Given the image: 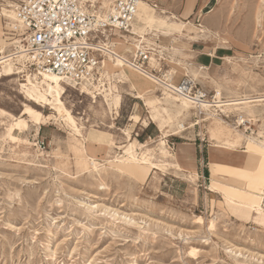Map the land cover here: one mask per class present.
I'll return each instance as SVG.
<instances>
[{"label":"rangeland","instance_id":"obj_1","mask_svg":"<svg viewBox=\"0 0 264 264\" xmlns=\"http://www.w3.org/2000/svg\"><path fill=\"white\" fill-rule=\"evenodd\" d=\"M13 1L0 0V12L11 9ZM113 1L82 0L96 14L105 13ZM142 1L148 5L140 9L147 22L134 19L135 37L141 36L147 44L156 40L164 69L175 70L173 82L187 73L209 100L219 89L224 103L264 93V0H202L204 6L195 5L188 14H182L185 0L180 13L164 7L167 0ZM0 23L2 47L7 46L15 22L0 15ZM202 24L207 29L199 32ZM117 37L114 33L113 39ZM123 45L116 43V48L126 53ZM186 61L203 69L187 66L186 72ZM104 67L115 72L109 90L121 95L119 107L111 112L101 93L89 89L96 95L92 102L90 95L79 93L82 84L65 83L62 101L81 133L75 139L64 118L48 105L26 100L18 83L33 79L32 75L0 78V107L28 124L27 129L20 125L10 129V121L0 116V264H264V226L229 207L220 193L208 190L213 176L207 165L212 117H198L191 107L165 124L167 134L177 132V120L186 129L162 138L148 105L131 94L116 69ZM162 89L145 98L162 96ZM252 103L256 104L243 107L242 100L235 106L226 104L224 111L230 117L224 118L245 135L264 140V100ZM25 104L42 114L53 113L57 120L41 122L40 116L24 112ZM237 114L249 120L246 126L236 124ZM144 121L149 124L146 129ZM98 131L109 135L100 138ZM125 131L138 142L151 138L148 147L163 162L169 158L159 153L160 139H166L170 152L176 151L177 143L194 144L197 179L191 180L188 172L173 165L154 169L119 164L123 172L116 171L112 164H118V154L127 144ZM25 139L32 143L30 147ZM40 141L44 142L42 148ZM80 142L86 155L103 163L99 173L78 163ZM108 142L111 149L106 153ZM25 151L33 156L25 157ZM235 154L247 158L244 153ZM216 165L226 175L223 180L233 178L237 170L223 160ZM100 183L105 186L101 188ZM194 215H201L204 225L195 223ZM212 217L216 218L215 228L209 232L206 224Z\"/></svg>","mask_w":264,"mask_h":264},{"label":"built area","instance_id":"obj_2","mask_svg":"<svg viewBox=\"0 0 264 264\" xmlns=\"http://www.w3.org/2000/svg\"><path fill=\"white\" fill-rule=\"evenodd\" d=\"M138 1L114 0L105 13L96 14L82 0H14L15 25L7 46L0 47V67L9 62L13 71L33 79L54 74L66 83L82 84L100 94L110 89L114 75L105 69L104 60L114 63L121 58L126 67L200 108L208 94L187 74L173 82L174 73L164 69L157 55L160 45H148L137 36L127 58L115 51V30L135 35L132 24ZM124 52L127 54V49ZM152 54L154 60L149 62ZM43 146L40 141L39 147ZM201 178L206 179L204 173ZM261 205L264 207V197Z\"/></svg>","mask_w":264,"mask_h":264},{"label":"bare ground","instance_id":"obj_3","mask_svg":"<svg viewBox=\"0 0 264 264\" xmlns=\"http://www.w3.org/2000/svg\"><path fill=\"white\" fill-rule=\"evenodd\" d=\"M146 4V2L139 0L137 5V11L135 14V19L137 21H140L142 23L147 22L146 16H142L145 13H141L140 9ZM9 6V5H7ZM148 6V5H147ZM214 10L211 8V11ZM0 15H2L6 20H10L11 22L15 21L14 14L11 9L2 8V11L0 12ZM151 15H148L150 17ZM167 17V16H166ZM144 20V21H143ZM163 22H165L164 18L161 19ZM203 26L200 28L199 32L202 31V29H207L205 24H202ZM3 32V31H2ZM0 33H1V23H0ZM132 33H136L132 29ZM115 34H117L116 40H114L116 43H122L127 48V35L122 32H118L115 30ZM115 39V38H114ZM145 39V38H144ZM120 48V47H119ZM115 51L119 52V49L116 48ZM209 55V54H208ZM122 58H127V54L123 53L121 55ZM154 60V55H150L149 62ZM123 59L118 58L116 62L112 63L109 59L104 60V65H109L112 68L116 69L118 72H116L117 75H120L122 78V81L124 80L125 83H128L130 87L134 90L135 95L139 98H143L145 103L150 108L151 112V119L153 121H157L159 130L161 132L162 136H167V130L165 129V124L172 122L173 118L179 117V115L182 117V112L186 111L189 108H194L196 112V116L201 117L204 115L205 119H210V126H209V138L214 141V144L216 143L217 146H223L228 148L229 150L235 151L238 149L241 145V142L245 141V153L249 156H252L253 154L257 158V164L252 167H245V166H234L235 169H237L233 174V179L241 182V187H228L227 188H219L217 187V183H219V179L222 176H226L225 173L221 171H215L214 166L215 163L213 161L210 162L211 167L213 168V176L212 181L208 185V190L214 193H220L222 195V198L226 201L227 205L231 207L233 210L238 211L240 214H244L248 217H250L254 223L260 224L264 226V207L261 205V201L263 200L264 194H260V192H264V188H261L259 190H254L253 187H256L254 185L253 180L257 178H262L264 176V140L249 137L248 135H245L243 131H240L237 129V126L229 124L226 122L225 118H229L230 114L224 111L225 105L228 104L229 106H235L237 104V100L241 101L243 107H253L254 104L253 101H262L264 100V93L255 95V96H240L236 98L227 99L228 102L224 103V101L221 99L220 96V90L216 89V93L213 96V100H206L204 102V105H202L200 108L194 106L189 100L185 98H181L179 96H175L174 94L170 93L166 89H162L161 95L162 96H150L148 98H145L146 94L154 93L155 90H159L158 86L151 87V83L145 79H142L143 81L141 83L135 82L134 80L137 78H140L138 76V73L135 70L130 69L129 67H126L122 63ZM186 72L189 68L194 69H203V66L197 65L191 62H185ZM126 68H125V67ZM105 69H107L105 67ZM174 68L170 69V73H174ZM194 72V70H192ZM115 73V72H113ZM13 74H16L15 71H13V68L11 64L5 63L3 64L2 68L0 69V78L2 76H11ZM187 74V73H186ZM195 76V73H193ZM121 81V80H120ZM62 81L60 78H58L54 74H44L39 78L31 79L30 77H27L24 79L23 82L18 83L22 93L24 94V97L26 100L41 106V105H48L50 109L54 110L57 114L60 115L59 118L62 117L68 124V126L71 128L73 132V138L75 139L76 136H81L78 124L75 120V117L72 115V112L70 109H68L63 101L62 96L65 92V85L68 84L69 86H72L69 83H66ZM79 93L90 95L95 102L96 95L92 94L91 91L86 87H80L78 88ZM102 100L106 104L108 110L111 112L112 108L117 109L119 105V98L120 94L113 93L112 91L107 90L103 93H101ZM163 100L168 101L170 103H163ZM240 106V105H239ZM238 106V109H239ZM213 107V108H212ZM216 107V108H215ZM237 109V108H235ZM35 110V113L32 111ZM24 112L26 114H35L40 116L41 122H47L50 119L57 120V117L55 114H42L39 110L33 109L31 106L25 104L24 106ZM5 116L6 119L9 122V128L12 129L13 126H22L24 129H27L28 124L26 120L23 117H14L11 113L6 111L4 108L0 107V116ZM221 117H225L224 120ZM236 124L240 125L243 124L246 126L248 124V121L246 118L243 117L242 114L236 115ZM177 132L185 130V125L180 120H177ZM129 135V134H128ZM25 143L28 147L32 145V143L25 139ZM81 146L77 149L79 153L78 157V163H80L83 168L88 169V166H91L92 169L99 173L100 168L103 166V163L96 162L93 158L86 155V148L83 142H80ZM162 144H165V141L162 142ZM37 152V150H36ZM25 157H32V152H23L22 153ZM38 154V152H37ZM174 156L179 158L180 160H183L181 162L179 161H171V162H156L154 161V156L152 152H148L144 149H142L141 144L137 145L129 141L125 145V147L122 149V153L118 154L117 157V163L118 164H112L113 168L118 172H123L121 165L129 163H135L136 165H151L154 168H159L164 165H173L176 170L178 171H187L188 176L191 180H196L198 175L195 172L194 165L189 164L188 166L184 165L183 162H186L189 160L190 152L188 149H186L183 146L178 147L177 153H174ZM186 160V161H184ZM121 164V165H119ZM225 165V164H224ZM233 166V165H232ZM240 170V171H239ZM96 173V174H97ZM254 174V175H253ZM227 179V178H225ZM227 183V182H226ZM223 184V183H222ZM228 184V183H227ZM226 185V184H225ZM99 186L104 187V183H100ZM259 192V193H258ZM194 222L198 225H204V218L201 215H194ZM215 217H212L209 219V221L206 224V228L209 232H211L215 228ZM191 252H194V249H191Z\"/></svg>","mask_w":264,"mask_h":264},{"label":"crops","instance_id":"obj_4","mask_svg":"<svg viewBox=\"0 0 264 264\" xmlns=\"http://www.w3.org/2000/svg\"><path fill=\"white\" fill-rule=\"evenodd\" d=\"M183 1L184 0H167V2L166 3H164L163 4V6L164 7H167V8H171L172 10H174V11H176L177 13H180V8L183 6ZM163 3V2H162ZM195 5H197L198 7H200V6H204V3L202 2V0H185V7H184V10L182 11V14L184 13V14H188L191 10H192V8H194V6ZM135 40H137L138 41V38L137 37H135V35H128L127 34V55H129L131 52H132V50H133V47H134V45H135ZM146 40V39H145ZM144 41V40H143ZM158 43H156V40L155 41H153V42H150V44L148 43V45H157ZM159 45V44H158ZM119 49V48H118ZM194 50V49H193ZM195 51V50H194ZM198 52V51H197ZM211 54V53H210ZM209 54V55H210ZM138 76L140 77V78H137V79H135L134 81L135 82H138V83H141L143 80L142 79H145V80H147V81H149L150 83H154L151 79H149V78H147V77H145V76H143V75H141V74H139L138 73ZM142 78V79H141ZM127 84V86L129 87V89H130V91H132L131 92V94L134 96V97H136V98H139V97H137L136 95H135V92H134V90L130 87V85L128 84V83H126ZM81 94V93H80ZM120 99H121V95H120V98H119V105H120ZM140 99H142L143 101H144V99L143 98H140ZM93 102V101H92ZM144 103H145V101H144ZM119 105H118V107H119ZM117 107V108H118ZM116 112H117V110H116ZM134 117V116H133ZM152 120V119H151ZM153 121V120H152ZM144 126H143V129H146L147 127H148V123H146V121H144ZM186 129V128H185ZM158 130H159V127H158ZM160 131V130H159ZM184 131V130H183ZM99 132V134H100V138L102 137V138H107L108 137V135H109V133H107L106 131H98ZM182 131H180V132H172V133H170V134H168V135H177L178 133H181ZM126 136H125V139L127 140V142H129V141H132V142H134L136 145H137V147H138V144H141V146H142V149H144V150H146V151H148V152H152L153 153V156L155 157L154 158V161H156V162H163L162 160L160 161L159 159H157V154L155 153V152H153V150H151V148H149L148 146H149V143L150 142H152L151 140V138H150V135H151V133H149V131H148V136H149V138H150V140H146L145 142H138V141H136V140H132L131 139V137H130V133L128 132V131H125V133H124ZM129 134V135H128ZM167 135V136H168ZM162 136V135H161ZM164 137H166V136H162V138H164ZM110 140V139H109ZM161 141H159V143H158V150H159V153H161L163 156H165V158H169V160H168V162H171V161H179V162H181V161H183V160H180L179 158H177L176 156H174V153L176 152L177 153V151H178V147L179 146H183V147H185L186 149H188V151L190 152V157L191 158H189V160H184V161H186V162H183L184 163V165H186V166H188L189 164H193L194 166H197V164H196V156H197V148L195 147V145L194 144H192V143H190V144H188V143H177V149H176V151L175 152H170L169 150H168V148L166 147V139H160ZM209 140H210V142H211V144H210V152L208 153L209 154V157H208V162H207V165H208V170H209V172H211V171H213V168L211 167V164H210V162L211 161H213L214 163H215V166H214V170L215 171H220V168H219V166H217L216 165V162H217V160H219V161H224V162H227V163H229L230 165H233V166H245V167H252V166H255L256 164H257V158L253 155V154H251L252 156H249L248 154H246L245 153V148H246V146H245V141H243V142H241V145L239 146V147H237L238 149H236L235 151H233V150H229L228 148H226V147H223V146H217V144L215 143L214 144V141H213V138L212 139H210L209 138ZM165 141V144H162V142H164ZM111 142V141H110ZM110 143L108 142L107 144H106V153L108 152L109 153V148H110ZM107 147H108V149H107ZM115 147H117L116 145H114L113 144V148H115ZM239 148H240V150H239ZM111 149V148H110ZM235 153H244L246 156H247V158H246V160H243L240 156H238L237 154H235ZM91 155H93V156H95L96 157V154L93 152ZM256 160V163H255V165H253V160ZM189 163V164H188ZM152 167V168H154L153 166H151V165H143L142 166V168L143 167ZM154 169H157V168H154ZM182 172H187V171H182ZM187 176H188V174H186ZM254 175V174H253ZM220 181H219V183H217L216 185H217V187H219V188H227V189H231V188H228V187H241L242 186V183L241 182H238V181H236V180H234L233 178H227V179H219ZM212 181V180H211ZM228 184H227V183ZM223 183V184H222ZM253 183H254V185H256V187H253V189L254 190H259V189H261V188H264V176L262 177V178H255L254 180H253ZM226 184V185H225ZM217 193V192H216ZM233 216L236 218V219H243V217H241V216H236V214H233Z\"/></svg>","mask_w":264,"mask_h":264}]
</instances>
